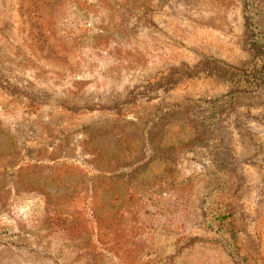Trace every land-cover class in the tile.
I'll use <instances>...</instances> for the list:
<instances>
[{"label":"rangeland","instance_id":"rangeland-1","mask_svg":"<svg viewBox=\"0 0 264 264\" xmlns=\"http://www.w3.org/2000/svg\"><path fill=\"white\" fill-rule=\"evenodd\" d=\"M0 264H264V0H0Z\"/></svg>","mask_w":264,"mask_h":264},{"label":"trees","instance_id":"trees-1","mask_svg":"<svg viewBox=\"0 0 264 264\" xmlns=\"http://www.w3.org/2000/svg\"><path fill=\"white\" fill-rule=\"evenodd\" d=\"M49 197L48 202L52 204L53 211L55 212V215L52 216L55 227L61 229L67 236L71 235L74 226L80 225L84 220L79 214H75V210L70 211L69 204H62L64 198L72 199L74 195L56 190Z\"/></svg>","mask_w":264,"mask_h":264}]
</instances>
